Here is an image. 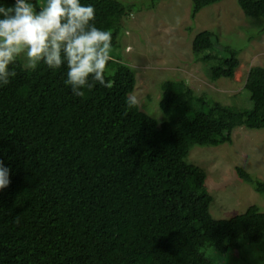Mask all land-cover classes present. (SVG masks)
Returning <instances> with one entry per match:
<instances>
[{
  "label": "trees",
  "instance_id": "1",
  "mask_svg": "<svg viewBox=\"0 0 264 264\" xmlns=\"http://www.w3.org/2000/svg\"><path fill=\"white\" fill-rule=\"evenodd\" d=\"M219 1L190 0V20ZM29 2L39 11L46 0ZM80 2L94 7L95 25L117 48L130 5ZM236 2L264 32V0ZM191 50L211 81L232 78L240 63L241 50L209 29L193 36ZM9 67L16 75L0 86V162L10 179L0 190V264H217L207 249L242 252L264 237L254 204L214 218L206 172L187 161L193 146L232 143L236 127L264 130V66L247 70L250 107L196 92L182 78L162 80L161 122L126 108L136 76L120 57L106 67L111 87L96 84L82 97L65 85L64 67L28 70L23 59ZM234 172L264 192V180L238 165Z\"/></svg>",
  "mask_w": 264,
  "mask_h": 264
},
{
  "label": "rangeland",
  "instance_id": "2",
  "mask_svg": "<svg viewBox=\"0 0 264 264\" xmlns=\"http://www.w3.org/2000/svg\"><path fill=\"white\" fill-rule=\"evenodd\" d=\"M130 5L132 12L124 18L119 46L111 56L135 70L132 93L140 100L139 108L161 122L159 84L164 79H184L196 92L206 91L226 103L250 107L243 90L247 70L252 64L264 66L263 21L245 17L236 0H221L203 7L190 20V0H118ZM209 29L222 44L239 48L240 63L232 78L211 81L206 65L196 59L191 40L200 30ZM22 59V58H21ZM24 63V60H23ZM187 161L206 172V187L212 195L210 213L214 218H229L251 204L264 212V192L238 179L236 165L264 180V130L236 127L232 143L218 146H193ZM242 252L205 251L217 264H264V237L257 244L247 243Z\"/></svg>",
  "mask_w": 264,
  "mask_h": 264
},
{
  "label": "clouds",
  "instance_id": "3",
  "mask_svg": "<svg viewBox=\"0 0 264 264\" xmlns=\"http://www.w3.org/2000/svg\"><path fill=\"white\" fill-rule=\"evenodd\" d=\"M94 21V7L80 0H46L39 11L29 0L0 6V86L11 82L16 72L9 66L22 58L28 70L40 64L51 70L64 67V83L76 97L96 84L111 87L105 71L113 59L112 35ZM125 104L136 108L140 100L129 93ZM9 183V169L0 162V190Z\"/></svg>",
  "mask_w": 264,
  "mask_h": 264
}]
</instances>
